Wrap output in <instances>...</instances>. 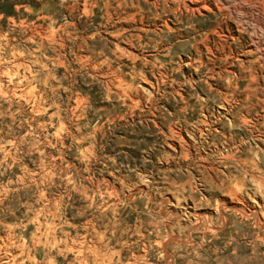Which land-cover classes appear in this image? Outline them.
I'll use <instances>...</instances> for the list:
<instances>
[{
  "label": "rangeland",
  "instance_id": "1",
  "mask_svg": "<svg viewBox=\"0 0 264 264\" xmlns=\"http://www.w3.org/2000/svg\"><path fill=\"white\" fill-rule=\"evenodd\" d=\"M176 1L0 0V264H264V33Z\"/></svg>",
  "mask_w": 264,
  "mask_h": 264
},
{
  "label": "bare ground",
  "instance_id": "2",
  "mask_svg": "<svg viewBox=\"0 0 264 264\" xmlns=\"http://www.w3.org/2000/svg\"><path fill=\"white\" fill-rule=\"evenodd\" d=\"M190 2L192 3L193 6H196V8H193L192 10H199V8L207 10L209 9V5H212V7L216 9L219 13L222 11H225L226 16L229 19L235 18L237 19V22H240V20L237 18V15L239 14L244 15L247 18L246 21L252 22L256 29L264 33V21L261 19H258L256 16L253 15V10H257V11H260L261 14H263L264 16V0H190ZM175 3L178 5V8H179L180 4L184 2L183 0H179V1H176ZM255 7L257 9H255ZM215 24H216V27L214 29L213 35H216L218 33V30H217L218 28H222L218 20L215 21ZM249 38H250V45L248 46L245 53L248 54L249 56H254L255 57L254 63H257L260 69L264 71V40L258 37V34L256 33V31L251 33L249 35ZM252 80H255V79H252ZM226 104L228 105V101L226 102ZM223 108L226 109L225 105H223ZM226 110L228 112L231 111L229 107H227ZM260 118L263 119L261 120L262 122L255 120V123H253L251 127L255 129L258 127L260 129V133H261L260 137L256 138L255 140L261 147L262 152L259 151V153L257 154L256 153L251 154L244 150H240L235 153H231V151H229L228 153H226L220 158L221 162L225 164H230V162L236 161L242 167H245L247 164L251 165L252 167H257V165L264 166V107L262 110V114L260 115ZM244 122H246V120ZM232 126L233 127L235 126V122H233ZM240 157H245V159H241ZM230 167H231V164L227 166V168H230ZM255 169H258V168H255ZM234 172L235 174L231 176L232 178L231 180L235 182L236 184L244 185V180L247 177V179L249 178L248 180L252 182L253 184H255L257 188H261L264 185V176H255L253 174H247L249 171L246 169H235ZM210 179H211L210 183L215 185L214 179L213 178H210ZM227 191H228V194L231 195L233 200L238 201L236 193L238 191H241V187L237 188L236 193L230 188H228ZM229 207L230 209H233V210H239L235 208L236 206H234V204H230Z\"/></svg>",
  "mask_w": 264,
  "mask_h": 264
}]
</instances>
